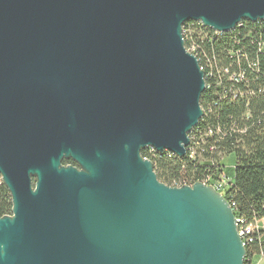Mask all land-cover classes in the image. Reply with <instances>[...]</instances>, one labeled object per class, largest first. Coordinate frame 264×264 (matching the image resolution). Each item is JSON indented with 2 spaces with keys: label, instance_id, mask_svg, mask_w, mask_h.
I'll use <instances>...</instances> for the list:
<instances>
[{
  "label": "water",
  "instance_id": "95a60500",
  "mask_svg": "<svg viewBox=\"0 0 264 264\" xmlns=\"http://www.w3.org/2000/svg\"><path fill=\"white\" fill-rule=\"evenodd\" d=\"M262 19L264 0H0V264H243L218 186H168L141 150L184 157L203 116L184 24Z\"/></svg>",
  "mask_w": 264,
  "mask_h": 264
},
{
  "label": "trees",
  "instance_id": "16d2710c",
  "mask_svg": "<svg viewBox=\"0 0 264 264\" xmlns=\"http://www.w3.org/2000/svg\"><path fill=\"white\" fill-rule=\"evenodd\" d=\"M183 33L186 48L196 46L205 72L200 98L203 116L189 134L184 157L171 152L141 150L159 181L168 186L203 181L223 173L220 161L234 153V176L223 192L235 204L234 214L246 222L264 217V19L204 38L200 27L188 21ZM204 28V27H202ZM213 32L208 28H204ZM244 74L242 80L232 75ZM211 147L213 149H211ZM193 156L191 155V151ZM70 160H64L69 164ZM11 198L0 176V216L10 214ZM264 257V235L246 248V259Z\"/></svg>",
  "mask_w": 264,
  "mask_h": 264
},
{
  "label": "built area",
  "instance_id": "2783aa9c",
  "mask_svg": "<svg viewBox=\"0 0 264 264\" xmlns=\"http://www.w3.org/2000/svg\"><path fill=\"white\" fill-rule=\"evenodd\" d=\"M201 29V34L204 36V38H212V34H222L223 32H210L209 30L206 31V29L202 28V26H199ZM189 29V32H191V29ZM190 52H192L198 59L199 61V57L197 54V50H196V46L192 45L189 48H187ZM200 67L204 70L203 66L200 65ZM205 73V72H204ZM205 76V75H204ZM244 78V74L241 72L239 74H235L231 76V79L239 81L242 80ZM189 149V146L188 148ZM211 149H213L211 147ZM193 150L191 151V155L193 156ZM224 176V175H223ZM226 178V176H224ZM212 179V176H207L205 180H203L202 182L204 183H208L210 180ZM230 181H228V185H229ZM192 184V183H189ZM218 189L221 190L223 188V185L218 184ZM233 211L235 208V204L233 202H229ZM237 218V223H238V234L241 237V240L243 242V245L245 246V248H247V246H250L251 244H253L255 241H259L260 238L264 235V217L259 218V219H254L251 222H246V220H244L241 217H236ZM243 264H251L248 259H246V254L244 257V263Z\"/></svg>",
  "mask_w": 264,
  "mask_h": 264
},
{
  "label": "rangeland",
  "instance_id": "374dc122",
  "mask_svg": "<svg viewBox=\"0 0 264 264\" xmlns=\"http://www.w3.org/2000/svg\"><path fill=\"white\" fill-rule=\"evenodd\" d=\"M235 164L236 159L234 153L225 154L220 161L223 173H219L216 177H212V179L207 184H211L215 188L218 184L223 185V188L221 190L217 189L221 194H223V192L228 187V181H231L233 179ZM223 175L226 176V178ZM252 264H264V257L262 255L255 257L252 261Z\"/></svg>",
  "mask_w": 264,
  "mask_h": 264
},
{
  "label": "bare ground",
  "instance_id": "6f19581e",
  "mask_svg": "<svg viewBox=\"0 0 264 264\" xmlns=\"http://www.w3.org/2000/svg\"><path fill=\"white\" fill-rule=\"evenodd\" d=\"M194 22H195L198 26H202V27H204V28H208V29L212 30L213 32H220V31H217V30L211 29V28H209V27L203 26L199 21H194ZM240 25H242V22L238 23L236 26H240ZM188 30H189V29L184 28V29H183V33L188 32ZM215 35H219V34H214V36H215ZM147 149H148L149 152H155V151H157V150L154 149L153 147H149V148H147ZM165 151H166V150H165ZM168 152H169V151H168Z\"/></svg>",
  "mask_w": 264,
  "mask_h": 264
},
{
  "label": "flooded vegetation",
  "instance_id": "af4514ba",
  "mask_svg": "<svg viewBox=\"0 0 264 264\" xmlns=\"http://www.w3.org/2000/svg\"><path fill=\"white\" fill-rule=\"evenodd\" d=\"M69 160L71 161L69 164L76 166V163L73 160H71V159H69Z\"/></svg>",
  "mask_w": 264,
  "mask_h": 264
}]
</instances>
